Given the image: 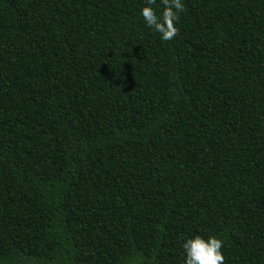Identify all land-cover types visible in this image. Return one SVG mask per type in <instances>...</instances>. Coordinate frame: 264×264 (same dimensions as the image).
<instances>
[{
	"label": "trees",
	"instance_id": "1",
	"mask_svg": "<svg viewBox=\"0 0 264 264\" xmlns=\"http://www.w3.org/2000/svg\"><path fill=\"white\" fill-rule=\"evenodd\" d=\"M183 3L0 0V264H264V0Z\"/></svg>",
	"mask_w": 264,
	"mask_h": 264
},
{
	"label": "clouds",
	"instance_id": "2",
	"mask_svg": "<svg viewBox=\"0 0 264 264\" xmlns=\"http://www.w3.org/2000/svg\"><path fill=\"white\" fill-rule=\"evenodd\" d=\"M157 0H146L141 8V16L146 26L160 34L161 39L169 41L179 34L176 27L179 13L185 10L183 0H159V14L153 7ZM182 248L185 256V264H224L222 248L224 242L216 236L204 239L200 235L193 238H183Z\"/></svg>",
	"mask_w": 264,
	"mask_h": 264
}]
</instances>
